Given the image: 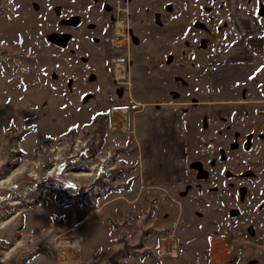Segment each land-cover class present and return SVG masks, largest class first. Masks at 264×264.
Returning a JSON list of instances; mask_svg holds the SVG:
<instances>
[{"label":"rangeland","instance_id":"rangeland-1","mask_svg":"<svg viewBox=\"0 0 264 264\" xmlns=\"http://www.w3.org/2000/svg\"><path fill=\"white\" fill-rule=\"evenodd\" d=\"M233 1L0 0V264H264V109L217 106L256 85L210 61L236 42L234 8L264 0ZM73 17L79 26L61 22ZM113 17L126 19L118 38ZM121 55L129 85L112 79ZM142 99L185 104L169 144L164 129L131 124Z\"/></svg>","mask_w":264,"mask_h":264},{"label":"crops","instance_id":"crops-1","mask_svg":"<svg viewBox=\"0 0 264 264\" xmlns=\"http://www.w3.org/2000/svg\"><path fill=\"white\" fill-rule=\"evenodd\" d=\"M221 3L216 5L217 9L214 8L216 6L212 4V1L210 4L207 5L206 8L211 14V16L214 13L215 15H221V16L223 15V12L221 10L222 9ZM233 3H239V0H234ZM258 4H259L258 8L256 9L254 8L250 9V8H245V7L240 8V5L234 8V15L230 13L231 14L230 17H231V22L233 23L234 31L237 34L235 44L226 46L224 49H220L214 55L210 56L211 62L214 59V57L215 59L219 60V62H223L221 69H220V72L222 75L221 78H224V75H228V69L224 66L225 64H236V67L233 70H229V71L232 72L234 75H236L235 76L237 78L236 81H238V84H240L242 88H245V90L248 91L247 82L250 81V79L251 80L255 79L253 82H255L256 88L252 89L253 91L248 92V94H246L245 96L239 97V94L235 93L233 94L231 98L229 97L227 98V100H224L223 102L216 101L215 104L217 106H224L225 108H227V110H230L231 108H232L231 110H234L233 108L236 107L235 111L236 110L243 111V110H246L247 106H249V104L251 103L260 105L261 107L260 110L264 109V71L259 70L261 66L264 64V6L260 2ZM220 25L222 24L216 25L218 29H222ZM184 47H186V44H184ZM168 57H171V55ZM190 57L189 59H187V63L189 65L193 63V65L196 66V63H197V61L195 60L196 57H193L192 59H190ZM167 61L168 60H166V62ZM181 63H184L183 60H181ZM192 68L194 67L192 66ZM188 70H190V68H188ZM125 80H126L125 83L129 85L130 83L128 82V76ZM223 83L224 82L222 79V84ZM134 99L135 98L133 96L130 98V100H134ZM134 103L140 105L141 107L144 106L141 110V113H143V110L144 111L146 110L145 112L147 113L146 115L144 114L145 112L142 114V116L139 115L138 119L137 117H134L132 119L131 124L136 122L137 125L140 126L141 128L140 130H136L134 128L133 131L135 132L136 130L140 133L142 132V135L144 133V135L150 134L152 135V137H154V133H156L157 135L159 133L157 131L156 132L154 131L156 128L164 129L166 131V134L169 135L168 139H165L164 141H169L167 142V144L172 142L173 136L174 135L176 136V131H174L175 124H176V121L179 120L181 117V114L183 112L181 109V106H183L184 103L177 102V101L173 103L172 100H167V99L163 101L161 100L147 101L145 99L144 100L142 99L140 101L139 100L134 101ZM224 107L215 108V105H213L212 108L209 107V109L210 110L217 109L219 111H222L221 109ZM156 109L158 110V112H156V114L158 115H151V111L156 110ZM117 110H120V109L118 108ZM202 110L207 111L205 108H202ZM260 110L257 109V111H260ZM151 116L153 119V123H149ZM189 119L190 117L188 118V120ZM177 124L185 125V122L182 120V122L177 123ZM176 128H177V125H176ZM153 141L155 143V139ZM158 144H161V143L157 141L155 145H158ZM146 149H147V146H146ZM141 150L143 152L142 147H141ZM155 150H158V149L155 147ZM168 151H171V150H168ZM142 152H141V159L143 158V160H145L147 157H145L146 155L143 154ZM164 158L165 157L161 158L158 154L155 155L154 153L153 156L148 157L147 160L149 159L153 160L156 166ZM173 158L177 159L176 156H173ZM180 158L178 157V159ZM166 163H168V160ZM142 164L145 165V161ZM147 167L148 166H146V168ZM163 174H166V172L163 171Z\"/></svg>","mask_w":264,"mask_h":264},{"label":"flooded vegetation","instance_id":"flooded-vegetation-1","mask_svg":"<svg viewBox=\"0 0 264 264\" xmlns=\"http://www.w3.org/2000/svg\"><path fill=\"white\" fill-rule=\"evenodd\" d=\"M110 9H112V8H109V10ZM57 10H58V8H57ZM113 10V9H112ZM61 13H62V10H61V12H60V10H59V15H61ZM116 17V16H115ZM115 17H113V19H111V23H112V27L113 26H115L116 25V22H115ZM124 19L125 18H121V20L122 21H124ZM73 20H76L77 22H76V24H74V25H72V24H70V21H73ZM126 20V19H125ZM157 20V19H156ZM64 25H70V26H72V27H77V26H79L80 25V23H81V20H80V18L79 17H73V18H71V19H65V20H63V21H61ZM125 23V22H124ZM163 24V23H162ZM162 27H163V25H162ZM126 32H127V30H126ZM54 34H57V33H54ZM54 34H52V35H54ZM52 35H50V36H52ZM60 35H68L69 36V38L67 39V41H66V44L69 42V40H70V35L69 34H65V33H61ZM131 37H133L132 35H131ZM51 40V39H50ZM54 43V42H53ZM56 44V43H55ZM114 45V44H113ZM66 46V45H65ZM126 59V61L125 62H123V63H127L128 62V59H127V57H124L123 55H121V56H117V57H115L113 60H116V61H118V59ZM109 68H110V66H109ZM111 70H112V66H111ZM127 78V76L124 78V79H121V80H125ZM112 79L115 81V82H117V84H122V83H120V81H118V79H115L114 78V76H113V72H112ZM123 82V81H122ZM124 84H126L125 82L122 84V85H124ZM236 112H238V110H236ZM250 146H251V142H250V145H247L246 146V149H250ZM201 165H202V167H201ZM190 168H191V170L193 171V172H195L194 174H195V178L198 180V181H207V180H209L210 179V171L205 167V165H204V163H202L201 161H193V162H191L190 163ZM245 187H241L238 191H240V194H239V202H241V200H244V192H245ZM230 214L232 215V216H236V215H238V214H240V211H238V210H231L230 211ZM264 228V227H263ZM264 230V229H263ZM248 233L250 234V235H257V232L255 231V229L254 228H249L248 229ZM261 237H263L264 238V231H262V236ZM232 245V244H231ZM233 246V245H232Z\"/></svg>","mask_w":264,"mask_h":264},{"label":"bare ground","instance_id":"bare-ground-1","mask_svg":"<svg viewBox=\"0 0 264 264\" xmlns=\"http://www.w3.org/2000/svg\"><path fill=\"white\" fill-rule=\"evenodd\" d=\"M124 24V22L121 20V21H119L117 24H116V30H115V32L116 31H118V34L117 33H115L114 32V34H115V37H117L118 38V36L117 35H119V36H123V31H122V29H123V25ZM115 62H117V64H118V66H113V68H114V72H113V74H114V77H115V79H123L124 77H125V73H124V64H123V62H118V61H116L115 60ZM119 112H120V110H118ZM123 111H125V110H123ZM128 111V110H127ZM123 113H126V111L125 112H123ZM124 120L125 121H122V122H117L116 120L114 121V123H113V126L115 127V128H123V127H125V126H128V119H127V116H125L124 115ZM170 240V239H169ZM170 242V241H169ZM63 243H65V241L63 242ZM173 245H174V247H176V242H174L173 241ZM173 245H172V247H173ZM77 246H78V244H77ZM76 246V247H77ZM75 247V248H76ZM162 247V246H161ZM162 249H166V250H169L168 252H165V254H170L171 253V244L170 243H168V242H164V245H163V248ZM174 250V249H173ZM175 250H176V248H175Z\"/></svg>","mask_w":264,"mask_h":264},{"label":"water","instance_id":"water-1","mask_svg":"<svg viewBox=\"0 0 264 264\" xmlns=\"http://www.w3.org/2000/svg\"><path fill=\"white\" fill-rule=\"evenodd\" d=\"M76 20L70 21V24L74 25L76 24ZM69 38L68 35H60V34H54L52 36L49 37V39H51L52 42L61 45V46H65L66 45V41ZM126 59H118V62H125ZM202 167V165H201Z\"/></svg>","mask_w":264,"mask_h":264},{"label":"built area","instance_id":"built-area-1","mask_svg":"<svg viewBox=\"0 0 264 264\" xmlns=\"http://www.w3.org/2000/svg\"><path fill=\"white\" fill-rule=\"evenodd\" d=\"M124 120V119H123ZM70 242H71V238H68L67 239V243H69L70 244ZM225 242V245L228 247V245L230 246L231 244H228V242L227 241H224ZM77 244H79V246H80V243H76V244H73V247L72 248H74V249H78L79 248V246L78 247H74V246H77ZM232 250H234V248L231 246L229 249H228V252H231Z\"/></svg>","mask_w":264,"mask_h":264},{"label":"trees","instance_id":"trees-1","mask_svg":"<svg viewBox=\"0 0 264 264\" xmlns=\"http://www.w3.org/2000/svg\"><path fill=\"white\" fill-rule=\"evenodd\" d=\"M101 116V115H100Z\"/></svg>","mask_w":264,"mask_h":264}]
</instances>
